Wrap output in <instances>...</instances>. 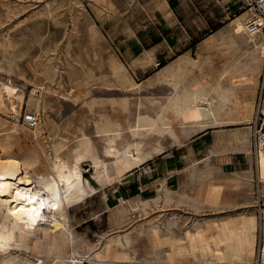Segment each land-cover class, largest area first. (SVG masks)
Here are the masks:
<instances>
[{"label":"rangeland","instance_id":"1","mask_svg":"<svg viewBox=\"0 0 264 264\" xmlns=\"http://www.w3.org/2000/svg\"><path fill=\"white\" fill-rule=\"evenodd\" d=\"M153 3L0 0V79L22 86L21 116L31 112L27 101L33 98L39 100L42 117L37 136L27 131L11 137L6 130L11 112L0 97V156L34 155L30 169L51 174L54 155L71 166L81 151L77 166L87 180L62 204L72 246L67 247L63 233H50L42 224L8 244L11 258L36 264L38 259L53 264L60 255L73 258L74 264H203L197 259L201 248L214 250L223 229L240 232L245 214L257 220L258 249L264 191L253 166L251 131L243 152L246 162L211 165L208 156L191 149L193 135L214 127L216 143L241 144L247 133L244 125L209 122L201 128L182 124L177 117L164 124L171 88L155 76L160 64L173 63L181 52L155 64L142 59L143 67L132 63L134 56L162 39L165 22L153 13ZM247 8L245 0L231 21L185 36L183 45L190 53L173 64L178 81L201 84L211 97L225 93L228 76L220 73L248 54L247 40L230 38L232 20ZM172 10L176 13L177 6ZM193 22L182 26L188 30ZM212 32L214 39L203 41ZM257 83L254 108L264 92V71ZM180 145H185L180 149L185 157L166 194L165 179L142 197L118 194L116 185L137 167ZM135 149L140 159L136 164L125 156ZM196 232L200 237L191 242Z\"/></svg>","mask_w":264,"mask_h":264},{"label":"bare ground","instance_id":"2","mask_svg":"<svg viewBox=\"0 0 264 264\" xmlns=\"http://www.w3.org/2000/svg\"><path fill=\"white\" fill-rule=\"evenodd\" d=\"M155 8L166 10L165 0L157 2ZM253 16V10L247 8L232 20L230 38L247 40L249 48L245 60H235L230 70L226 69L220 73V77L228 76L229 86L225 93L211 97L201 84H182L178 81L173 64L179 65L187 59V53L175 57L173 63L157 68L155 80L167 82L171 88L166 97L164 110L169 115H165L164 124L167 125L170 120L177 117L182 124L186 122L201 128L208 126L209 122L213 125H244L247 133L242 134L241 141L245 143L250 141V131L252 141L250 124L255 110L252 100L258 87L257 79L264 71V37L253 29ZM214 36L215 33L212 32L206 35L203 41H212ZM147 62L155 64L149 57ZM131 85L135 83L131 82ZM21 87L14 86L9 79L6 81L0 79V97L5 98L8 104L11 112L9 117L14 116L18 119L21 115L24 103ZM38 101L29 98L27 105L28 111L31 112L24 113L25 116L32 118L25 124L29 123L33 126H24L23 123L20 126L19 120L5 121L8 124L6 130L9 136L15 137L20 132L27 131L37 136L41 132V106ZM260 103L264 120V92ZM82 144L77 143L78 146ZM212 148L214 147L209 150ZM252 155L258 182L261 183L264 191V154L254 155L252 152ZM125 156L127 160L135 164L140 160L137 149L127 151ZM82 157L83 153L78 152L74 156V163L67 166L59 156L54 155L52 173L44 174L30 169L36 163L34 155L25 154L18 159L0 156V264H36L27 259L15 260L10 257L7 250L10 242L35 231L42 224L49 226L46 229L50 233H63L67 247L72 246V235L67 229L62 204L72 196L73 189L81 185L83 181L87 182L83 180L77 166V162ZM166 188L167 186L162 188L165 194L168 191ZM261 213V241L258 249L257 220L255 215L245 214L240 218V232L237 233L234 228L221 230L215 240V249L204 246L200 251L201 257L196 258L204 261L203 264H264V210ZM195 237L199 238L200 233L196 232L192 238L190 237V241L194 242ZM74 262L73 258L61 255L52 259L53 264H74ZM37 264H44V262L38 259Z\"/></svg>","mask_w":264,"mask_h":264},{"label":"crops","instance_id":"3","mask_svg":"<svg viewBox=\"0 0 264 264\" xmlns=\"http://www.w3.org/2000/svg\"><path fill=\"white\" fill-rule=\"evenodd\" d=\"M160 1L162 0H156V3ZM165 2L167 8L164 11L155 8V0L153 3V13L165 22L162 27V39L149 49H144L138 56H134L132 63L135 65L143 67L140 65L141 60L148 57L152 61L158 62L165 57L172 59L174 56L171 57V54L173 55L174 52L180 51L181 54H189L187 47L183 45L185 36L190 38L193 35H198L209 24L213 26L231 21L230 15L239 10L245 0H166ZM172 5L177 6L176 13L173 12ZM191 20L194 22L188 30L182 26V23ZM161 53L163 56H160ZM212 128L214 127L206 128L197 135H193L191 149L199 150L205 157L208 156V163L220 168L241 164L243 160L246 162L243 152H245L248 143H216ZM183 146L185 145L176 146L166 154L158 156L150 164L137 167L116 185L118 194L122 196V192H125L128 197L135 195L142 197V194L150 193L160 186L162 179H165L166 186L169 185L170 180L175 179L179 172L178 169L182 167L185 156L180 149ZM211 147L214 148L209 150ZM238 148L243 149L239 151ZM208 151L211 155H208Z\"/></svg>","mask_w":264,"mask_h":264},{"label":"built area","instance_id":"4","mask_svg":"<svg viewBox=\"0 0 264 264\" xmlns=\"http://www.w3.org/2000/svg\"><path fill=\"white\" fill-rule=\"evenodd\" d=\"M247 7L252 9L254 12L253 20V29L258 31L259 34L264 37V0H247ZM261 100L255 105V110L253 114V119L250 124L252 128V143L251 149L254 155L257 153L264 154V120L261 112ZM12 121L19 120L20 123H23L24 126H33L25 124L26 121L31 120L32 118L25 115H20L17 119L14 116H11ZM35 122V121H33ZM32 123V122H31ZM33 124V123H32ZM257 264V263H256Z\"/></svg>","mask_w":264,"mask_h":264},{"label":"trees","instance_id":"5","mask_svg":"<svg viewBox=\"0 0 264 264\" xmlns=\"http://www.w3.org/2000/svg\"><path fill=\"white\" fill-rule=\"evenodd\" d=\"M163 64H160L159 66L162 67Z\"/></svg>","mask_w":264,"mask_h":264}]
</instances>
